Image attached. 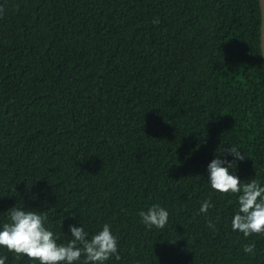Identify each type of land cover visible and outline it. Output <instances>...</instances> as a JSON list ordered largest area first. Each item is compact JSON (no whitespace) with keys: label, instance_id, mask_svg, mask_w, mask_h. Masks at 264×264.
Returning <instances> with one entry per match:
<instances>
[{"label":"trees","instance_id":"16d2710c","mask_svg":"<svg viewBox=\"0 0 264 264\" xmlns=\"http://www.w3.org/2000/svg\"><path fill=\"white\" fill-rule=\"evenodd\" d=\"M260 25L259 0H0V230L27 208L58 243L110 225L104 264H264L207 171L264 186ZM155 204L164 229L139 216Z\"/></svg>","mask_w":264,"mask_h":264},{"label":"clouds","instance_id":"9594fccd","mask_svg":"<svg viewBox=\"0 0 264 264\" xmlns=\"http://www.w3.org/2000/svg\"><path fill=\"white\" fill-rule=\"evenodd\" d=\"M236 161H242L245 156L237 147L226 150ZM223 151V152H224ZM227 165V166H224ZM234 163L214 159L208 165V176L211 188L220 193L238 195V211L232 220L233 231L243 233L245 237L253 234H264V186L257 180L241 182L238 176L232 174ZM212 205L205 201L200 211L207 213ZM10 223H5L0 230V247L17 255L27 256L39 264H74L85 256L84 264H104L110 257L118 254V240L111 231V226L103 225L102 230L88 239L84 228L70 226L72 239L58 243L59 237L45 226L47 216L29 209L13 207L9 210ZM139 216L148 227L164 229L168 223L169 212L159 204L152 205L147 211H141ZM209 227H213L209 222ZM255 244H246L245 253H253ZM7 257H0V264H6Z\"/></svg>","mask_w":264,"mask_h":264},{"label":"water","instance_id":"95a60500","mask_svg":"<svg viewBox=\"0 0 264 264\" xmlns=\"http://www.w3.org/2000/svg\"><path fill=\"white\" fill-rule=\"evenodd\" d=\"M261 12V25H260V47L264 59V0H259Z\"/></svg>","mask_w":264,"mask_h":264}]
</instances>
